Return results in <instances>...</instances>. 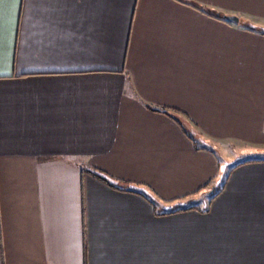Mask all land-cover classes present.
<instances>
[{
  "label": "crops",
  "instance_id": "1",
  "mask_svg": "<svg viewBox=\"0 0 264 264\" xmlns=\"http://www.w3.org/2000/svg\"><path fill=\"white\" fill-rule=\"evenodd\" d=\"M232 148L264 152V0H0V264H264Z\"/></svg>",
  "mask_w": 264,
  "mask_h": 264
},
{
  "label": "rangeland",
  "instance_id": "2",
  "mask_svg": "<svg viewBox=\"0 0 264 264\" xmlns=\"http://www.w3.org/2000/svg\"><path fill=\"white\" fill-rule=\"evenodd\" d=\"M213 151L216 157L218 158V161L220 162V172L221 174H224V175L225 173H227L228 170L234 167L235 164L237 163L244 162L246 160L264 159V152H257V151H252V150H246V151L239 150L238 152L236 148H232V151L228 150L229 151L228 153L230 155L231 153L232 155L233 153L235 154L230 160H226L225 158H223L220 152H218V150L216 151V149H214ZM223 156H224V153H223Z\"/></svg>",
  "mask_w": 264,
  "mask_h": 264
},
{
  "label": "trees",
  "instance_id": "3",
  "mask_svg": "<svg viewBox=\"0 0 264 264\" xmlns=\"http://www.w3.org/2000/svg\"><path fill=\"white\" fill-rule=\"evenodd\" d=\"M179 1V0H178ZM181 2V1H180ZM150 110H152V111H155V112H159V113H163V114H166V112H164V111H159V110H156V109H152V108H149ZM167 115V114H166ZM247 161V160H246ZM238 165H240V163L239 164H236L234 167H236V166H238ZM92 173V172H91ZM92 175L94 176V177H96L97 179H99L100 181H102V182H104V183H106V184H108V185H111L110 183H109V181H108V179L106 178V177H104L103 175H101V174H98V173H92ZM223 184H224V181H223ZM216 193V192H215ZM215 193L213 192V193H210L209 194V198L210 199H212L214 196H215ZM153 204V203H152ZM154 205V204H153ZM155 206V205H154ZM192 207L190 206V207H187V208H185V209H183V210H188V209H191ZM207 208V207H206Z\"/></svg>",
  "mask_w": 264,
  "mask_h": 264
},
{
  "label": "water",
  "instance_id": "4",
  "mask_svg": "<svg viewBox=\"0 0 264 264\" xmlns=\"http://www.w3.org/2000/svg\"><path fill=\"white\" fill-rule=\"evenodd\" d=\"M223 19L226 20V21L234 22V23L238 22V18L233 17V16H224Z\"/></svg>",
  "mask_w": 264,
  "mask_h": 264
}]
</instances>
